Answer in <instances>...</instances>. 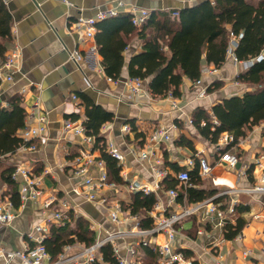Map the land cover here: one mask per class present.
I'll use <instances>...</instances> for the list:
<instances>
[{
	"label": "crops",
	"instance_id": "crops-1",
	"mask_svg": "<svg viewBox=\"0 0 264 264\" xmlns=\"http://www.w3.org/2000/svg\"><path fill=\"white\" fill-rule=\"evenodd\" d=\"M5 1L13 21L11 40L7 43L5 58H0V66L4 64L12 49L19 50L20 58L13 79L0 80V108L8 107L11 98L20 95L21 106L26 111V126L35 124L30 118V113L38 103L46 115L47 131L35 150L21 148V145L15 152L1 159L0 191L4 199L12 202V210L16 216L10 223L0 224V247L5 251H25L30 244L28 234L37 225H49L51 231L52 225H55L49 222L52 221V214L55 208H59L57 204L65 200L75 209L77 214L74 217H83L89 221L96 241L103 240L120 228L110 221L97 201H89L84 193L75 191V188L81 191V185L87 177L97 179L106 170L105 165L100 166L96 161L86 165L84 172L77 173L76 166L82 163L76 162L75 158L81 151L91 148L96 159H100V151L96 148L95 137V143L91 146L82 136L64 128L68 119L84 125L87 119L86 106L93 103L114 113V120L105 123L101 132L106 137L107 144L112 143L123 155V160L120 161L123 183H116L117 187H104L98 192L99 197H106L114 203L119 202L122 206V201L129 202L135 193L128 190V183L154 185L155 162L151 156L141 158L143 151L160 159L162 163L159 167L165 170L166 177L174 178H177V174L183 169H194L196 160L204 157L210 164L211 171L204 174L199 166L201 183L195 187L211 193L204 200L229 190V194L216 198L215 203H219L220 208L226 211L235 203V212L221 223L217 213H211L204 207L178 221L175 224L174 250L182 252L192 263L197 261L198 264H264V192L247 191L264 182V121L249 130L235 146L227 149L229 143L223 144L221 150L218 146L224 133L216 144L211 143L199 134L192 121V114L197 107L206 109V116L212 120V106L216 102L243 95L251 90L252 87L238 81L236 77L252 61L235 62L230 52L218 73L203 75L199 86L184 77L179 87L180 95H172L171 99L168 95H153L148 87L149 80L143 81V91L139 95H131L127 83L131 78L127 64L133 55L143 51V40L137 32L124 35L128 42L123 51L126 64L120 78L114 82L108 80L110 76L102 66V55L99 52L89 53V48L94 44L98 50L95 36L94 39H87L84 29L76 25L80 17H94L108 8L117 7L119 0ZM120 1L122 7L118 14H131L130 10L136 7L147 9L151 15L154 10L166 11L192 6L200 0ZM248 1L258 4L261 0ZM232 40L237 41V38L233 37ZM75 51L83 54L84 59L76 61L72 57ZM213 66L204 62V67ZM4 72L7 73L5 68ZM214 82L221 86L208 92V87ZM202 91H205V94H202ZM174 100L178 108L172 107ZM73 115L76 118H73ZM130 121L135 122L144 138L135 137L136 133L132 130ZM126 124L131 127L129 132L123 129ZM158 127L166 128L171 139L159 142L153 139ZM23 128L18 131L19 136ZM181 135L190 139L194 148L176 144ZM226 152L238 157L235 165L232 166L221 159L222 153ZM190 160L195 162L193 166L188 165ZM170 164L182 169H174ZM19 165L28 167L34 176L40 177L42 198L56 196L58 202L55 205L44 210L39 201L27 200L22 203L20 195L19 205L14 203L11 199L12 185L1 179V172L5 168H16ZM21 183H24L22 177L16 181L18 193ZM186 186L187 184L179 182L173 187L178 192L175 202H171L167 194L169 188L152 191L157 194L158 200L151 211L156 215L162 213L168 216L200 202L188 200ZM182 193L183 197L180 199L179 194ZM238 206L246 207V210L240 211ZM122 209L121 217L134 215L123 206ZM150 212L154 224L155 219ZM239 217L245 220V225L234 238L228 239L225 235L226 226L228 223H235ZM133 223L127 219L125 226L121 228L130 229ZM149 238L153 243L165 240L164 235H152ZM135 241L134 238L118 239L116 244L119 251L122 249L125 253L126 246ZM69 246V254L77 253L85 247L81 243ZM137 250L143 260L140 246ZM186 251H189L191 256H186ZM0 264L24 263L16 257L11 260L1 259Z\"/></svg>",
	"mask_w": 264,
	"mask_h": 264
},
{
	"label": "trees",
	"instance_id": "trees-1",
	"mask_svg": "<svg viewBox=\"0 0 264 264\" xmlns=\"http://www.w3.org/2000/svg\"><path fill=\"white\" fill-rule=\"evenodd\" d=\"M174 12L177 15H173ZM12 21L6 1L0 0L1 59L5 58L7 43L11 40ZM97 27L95 39L98 52L103 57L102 66L105 73L114 79L120 78L126 64L123 51L128 42L124 35L137 32L143 40V51L130 58L128 73L131 78L149 80L148 87L155 96H166L169 92L179 96L183 78L187 77L193 82L200 79L204 62L220 68L226 61L232 38L236 37L237 45L233 50L235 56L239 61H252L236 78L252 89L243 95L216 102L212 106V120L206 116V109L197 107L192 114L193 125L203 138L214 144L223 133L231 134L233 141L227 145L228 149L235 146L255 125L264 121V0L258 4H252L248 0H200L192 6L166 11L154 10L141 26L132 23L131 14H118L100 20ZM220 86L221 84L214 82L208 87V92ZM86 116V132L96 139V148L100 151V159L105 162L109 181L123 183L122 165L107 151V139L101 132L105 123L114 120V113L100 105L88 103ZM72 117L76 118L75 115ZM25 119L26 111L21 106L20 95L13 96L8 107L0 108V163L3 157L24 144L18 131L25 126ZM129 123L137 139L145 137L138 131L135 122ZM176 144L194 148L193 142L185 135H181ZM170 165L174 169H182ZM14 170L15 167L3 169L1 179L12 185L11 199L19 205L16 181L12 179ZM189 174L186 186L188 200H204L211 193L195 187L201 183L199 160H196V166ZM163 183L168 189L178 185L179 180L168 176ZM182 197L183 193L179 194V198ZM157 200L155 192L138 191L129 202L122 201V206L139 217L142 228H150L153 218L149 212ZM237 209L244 211L246 207L238 206ZM244 225L245 220L241 217L235 223H228L226 237L234 238ZM50 232L44 243L53 259L66 246L77 243L91 246L96 242L95 232L83 217L72 215L65 225H52ZM140 251L143 254L142 264H159V252L152 245H142ZM100 253L102 261H95L93 264H118L110 243L103 245ZM185 253L186 256H191L189 251ZM193 263L198 264L197 261Z\"/></svg>",
	"mask_w": 264,
	"mask_h": 264
},
{
	"label": "built area",
	"instance_id": "built-area-1",
	"mask_svg": "<svg viewBox=\"0 0 264 264\" xmlns=\"http://www.w3.org/2000/svg\"><path fill=\"white\" fill-rule=\"evenodd\" d=\"M114 1V0H110ZM122 2L119 0L117 7H111L98 13V15L94 17L84 18L80 17L76 22V25L79 28L84 29L85 37L87 39H94L97 23L112 15H116L121 12ZM125 10V9H124ZM132 15V23L136 26H141L145 23L149 17L150 12L147 9H139L132 8L130 10ZM173 15H177L174 12ZM237 45V41L232 40L228 53H232V58L235 62L239 60L235 56L233 50ZM89 53L97 54L98 50L96 45H92L89 48ZM72 57L76 61H81L84 59V55L79 51H75L72 54ZM20 58V52L18 49H12L6 57V60L2 66H0V80L8 79L12 80L13 75L18 69V63ZM4 68L7 73L5 74ZM219 69L216 66L213 67H204L202 69L203 75L208 73L215 74L218 73ZM202 75V76H203ZM202 78V77H201ZM201 78L194 81L196 86L201 84ZM109 81L117 82V79H113L112 77H108ZM128 88L131 95H139L143 91V80L139 78H130L128 80ZM202 94H205V91H202ZM168 97L171 99L172 92H169ZM173 108H178L177 102L175 100L172 102ZM34 111L30 113V118L35 121V124L26 125L20 133V137L23 139L24 144H22L21 148L35 150L38 147V142L44 139V136L47 131V122L46 115L38 103L34 106ZM64 128L67 131L73 132L76 135H80L83 137L84 141L94 145L95 139L94 136L87 134L85 126L79 123L76 120L68 119L65 122ZM123 129L126 132L131 130L130 125H124ZM153 139L156 141H168L171 139V135L166 128L158 127L155 131ZM233 141V136L228 132L223 134L222 141L218 146V149H222L223 144H228ZM107 151L116 159L123 160V155L116 149V147L112 143L107 144ZM153 157V169L156 175V180L153 186L151 185H141L138 183L130 182L127 185V188L131 192L142 191L144 193H150L157 189H162L165 187L163 181L166 178V172L159 165L162 163L160 159L155 158L152 153L147 151H143L141 153V158H149ZM76 162L82 165L76 166V172H84L85 166L95 163L96 161L100 166L105 165V162L101 159H96L93 155V152L90 149L88 151H81L80 155L77 156ZM221 159L226 161L230 165H235L238 161V157L234 154L230 153H222ZM195 162L190 160L188 165L193 166ZM199 166L202 173L207 174L211 171V166L208 161L204 157H200ZM189 168L183 169L177 174V179L180 183L187 184L190 179ZM49 172V171H46ZM22 177L24 179V183L20 184L19 195L22 203H25L27 200L39 201L42 204L44 210L51 208L55 205L58 200L56 196H48L46 198H42L43 189L41 185L40 177H36L32 174V170L25 166H17L12 173V179L18 181V179ZM104 187H117L115 182H111L108 179L107 171L104 170L100 177L95 179L92 177H87L84 183L81 185V191L78 188H75L77 193H84L89 201H97L99 206L103 209V211L108 215L110 221H112L118 228L115 233H110L106 238L101 241H96L91 246H85L81 248V250L74 254H69L70 246L66 247V253H61L56 260H52L50 254L47 251L46 245L44 243L46 237H48L50 233L49 225H37L33 228V230L28 234L29 238V246L25 249V251H5L0 247V260H11L14 258H19L24 264H93L95 261H102V256L100 253V248L110 243L113 245L115 255L117 257L118 264H142L141 256L138 253V246H148L152 245L154 249H157L159 252V264H193L190 259H187L182 252H177L174 250L173 242L175 240L176 229L175 224L182 220L183 218L193 215L199 212L204 207L208 208L209 212L217 213V216L220 219V222L223 223L228 216L235 212L234 204L228 208V211L220 208L219 203H215V199L229 194V190L223 191L216 196L210 197L206 200L197 202L193 204L190 208H185L180 212L172 213L170 215H164L162 213H158L157 215L150 212V214L154 217L155 221L152 227L150 228H142L140 225V219L136 215H128V218L121 217V213H123L122 206L119 202H112L106 197H99L98 192L102 190ZM250 192H264V182L261 184H256L252 188L248 189ZM167 194L171 198V202H175L178 197V192L176 188H169L167 190ZM0 224H8L10 223L16 216L15 212L12 210L13 205L12 202L5 198L0 191ZM59 208H55L52 214V221H49L57 226H63L67 221H70L71 216H76L75 209L68 203L66 200L61 201L59 204ZM127 219L132 220L133 226L130 229H122L121 227L125 226V222ZM155 235L158 237L159 235H164V242H151L149 236ZM134 238L136 241L134 243H129L126 246V251L124 254H121L118 245L116 244L118 239H127ZM137 246V247H136Z\"/></svg>",
	"mask_w": 264,
	"mask_h": 264
},
{
	"label": "rangeland",
	"instance_id": "rangeland-1",
	"mask_svg": "<svg viewBox=\"0 0 264 264\" xmlns=\"http://www.w3.org/2000/svg\"><path fill=\"white\" fill-rule=\"evenodd\" d=\"M218 69H219V68H218ZM120 251H121V252H120L121 254H123V253H124V251H123L122 249H120Z\"/></svg>",
	"mask_w": 264,
	"mask_h": 264
}]
</instances>
